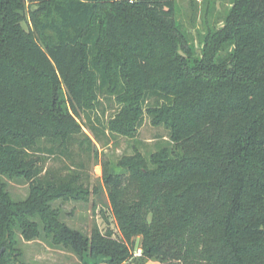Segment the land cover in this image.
Returning <instances> with one entry per match:
<instances>
[{"label":"trees","instance_id":"16d2710c","mask_svg":"<svg viewBox=\"0 0 264 264\" xmlns=\"http://www.w3.org/2000/svg\"><path fill=\"white\" fill-rule=\"evenodd\" d=\"M28 1L0 0V264L24 240L84 264H264V0H230L220 25L203 0L198 44L178 0ZM146 118L169 143L103 163ZM100 164L120 238L54 207L99 194Z\"/></svg>","mask_w":264,"mask_h":264},{"label":"rangeland","instance_id":"374dc122","mask_svg":"<svg viewBox=\"0 0 264 264\" xmlns=\"http://www.w3.org/2000/svg\"><path fill=\"white\" fill-rule=\"evenodd\" d=\"M29 6L32 0H29ZM179 19L184 27L191 34L196 44L199 42L198 32L204 31L203 24L204 11L206 4L203 0H178ZM230 0H216L215 9L210 20L212 24L219 25L228 9H230ZM111 113V112H110ZM107 113V116L110 115ZM169 143L168 132L163 127H154L150 124L148 118L145 119L143 126L135 138L129 139L119 137L111 142L107 147L100 148L103 163H108L110 167L125 156L132 155L136 150L141 151L146 156L158 151V149ZM92 185L99 187V194L90 196L89 202H57L54 207L62 211V219L73 229L91 235L94 228H98L102 234L112 231L115 238H120L121 233L117 222L114 219L104 185V172L102 164L92 166L91 168ZM8 183V188L12 196L17 200L26 199L29 195V186L23 181H10L4 178ZM132 251L142 249L140 240ZM23 256L20 259L22 264H84L76 255L52 246L46 240H34L31 242L23 241L21 243ZM134 259V258H133ZM90 264L92 262H89ZM131 264H136L132 262Z\"/></svg>","mask_w":264,"mask_h":264},{"label":"built area","instance_id":"2783aa9c","mask_svg":"<svg viewBox=\"0 0 264 264\" xmlns=\"http://www.w3.org/2000/svg\"><path fill=\"white\" fill-rule=\"evenodd\" d=\"M143 257V250L142 249H136V251L133 254V258H142Z\"/></svg>","mask_w":264,"mask_h":264},{"label":"crops","instance_id":"0c3cea01","mask_svg":"<svg viewBox=\"0 0 264 264\" xmlns=\"http://www.w3.org/2000/svg\"><path fill=\"white\" fill-rule=\"evenodd\" d=\"M146 264H159V263L156 262V261H149V262H147Z\"/></svg>","mask_w":264,"mask_h":264},{"label":"water","instance_id":"95a60500","mask_svg":"<svg viewBox=\"0 0 264 264\" xmlns=\"http://www.w3.org/2000/svg\"><path fill=\"white\" fill-rule=\"evenodd\" d=\"M2 252V251H1Z\"/></svg>","mask_w":264,"mask_h":264}]
</instances>
